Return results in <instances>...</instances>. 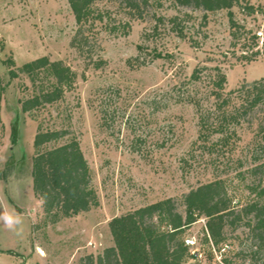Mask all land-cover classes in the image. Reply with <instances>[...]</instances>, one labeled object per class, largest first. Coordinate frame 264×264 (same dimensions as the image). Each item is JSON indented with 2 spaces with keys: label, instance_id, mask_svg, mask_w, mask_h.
Segmentation results:
<instances>
[{
  "label": "rangeland",
  "instance_id": "rangeland-1",
  "mask_svg": "<svg viewBox=\"0 0 264 264\" xmlns=\"http://www.w3.org/2000/svg\"><path fill=\"white\" fill-rule=\"evenodd\" d=\"M150 2L145 19H130L115 3L98 4L107 17L89 32L98 42L94 58L101 56L106 64L95 68L71 45L77 25L68 0H0V76L6 85L0 172L14 166L5 179L0 174V208L23 217L21 236L0 225V247L13 251L0 255V264H79L82 257L114 245L112 218L168 197L184 212L183 195L215 179L226 180L235 202L254 198L248 185L264 180V174L251 173L264 164V152L258 159L255 155L259 142L264 145V107L231 124L227 145L221 144V133L202 128L200 120L209 115L216 125L223 98L228 109L241 103L236 93H227L264 77V0H240L232 9L236 27L226 9L206 12L174 0ZM175 15L185 38L172 28L169 19ZM156 16L165 18L159 22ZM257 51L255 60H239ZM44 55L77 72L75 87L56 103L24 112L20 100L32 94V83L26 76L12 79L5 61L11 57L21 66ZM195 70H202L201 79L192 78ZM218 70L227 76L220 100L212 94ZM39 126L67 129L80 140L98 207L47 222L32 179ZM205 225L202 217L185 233L197 237L202 264L224 258L251 264L256 241L246 225L228 229L220 250L204 242ZM256 262H264V251Z\"/></svg>",
  "mask_w": 264,
  "mask_h": 264
},
{
  "label": "trees",
  "instance_id": "trees-1",
  "mask_svg": "<svg viewBox=\"0 0 264 264\" xmlns=\"http://www.w3.org/2000/svg\"><path fill=\"white\" fill-rule=\"evenodd\" d=\"M75 17L77 29L71 40V45L77 51L89 57V64L101 68L106 60L98 56L94 58L98 45L96 35L92 32L97 22H103L107 17L104 10L98 8L100 2L115 3L130 19H145L149 12L150 0H68ZM175 5L201 9L206 12L228 10L232 27L237 26L233 8L240 5V0H174ZM249 12L253 6H246ZM157 17V16H156ZM165 17L157 19L163 21ZM169 21L177 35L185 38L182 20L178 15ZM128 27L130 23L126 24ZM116 29V27H115ZM235 33V32H234ZM257 38V36H254ZM259 52L252 56H243L239 60L253 61ZM5 63L9 67L12 79L26 76L32 83V94L21 98V108L24 112H32L47 104L62 100L67 91L75 87L77 72L63 60H53L44 55L21 66H17L13 58ZM201 71L195 70L192 78L201 79ZM226 74L218 70L213 80L212 94L220 100L225 93ZM6 85L0 76V124L2 123L1 108ZM237 94L241 103L233 109H228L227 99L218 106L221 116L215 122H210V116L202 114V128L213 129L211 132L221 133L220 142L227 145L228 128L232 123L240 121L259 107H264V77L252 82H245L240 87L229 91L227 96ZM191 101V99H190ZM193 101V100H192ZM195 103V102H193ZM264 126H260V132ZM67 129L43 128L39 126L34 138L35 153L32 158L33 190L41 205L47 222L56 223L63 218L75 217L88 212L100 205L97 190L92 184V169L82 150L80 140L69 136ZM203 134H201L202 136ZM264 152V145L259 142L255 151L256 159ZM14 166L9 165L6 172H0L5 179L12 173ZM253 174H264V164H259L251 170ZM252 200L240 204L233 199L228 190L226 180L219 178L192 188L181 199L184 212L179 209V203L173 197L130 210L109 221L114 245L94 256L82 257L79 264H202L191 247L185 243L187 229L200 218H206L204 242L211 249L222 248L228 240V229L237 230L246 225L256 241L251 264H257L258 257L264 251V180L248 185ZM43 198V202H42ZM13 253L12 250H8ZM216 264H233L227 258ZM264 264V262L262 263Z\"/></svg>",
  "mask_w": 264,
  "mask_h": 264
},
{
  "label": "clouds",
  "instance_id": "clouds-1",
  "mask_svg": "<svg viewBox=\"0 0 264 264\" xmlns=\"http://www.w3.org/2000/svg\"><path fill=\"white\" fill-rule=\"evenodd\" d=\"M0 225L18 236L23 234V217L15 209L0 208Z\"/></svg>",
  "mask_w": 264,
  "mask_h": 264
},
{
  "label": "built area",
  "instance_id": "built-area-1",
  "mask_svg": "<svg viewBox=\"0 0 264 264\" xmlns=\"http://www.w3.org/2000/svg\"><path fill=\"white\" fill-rule=\"evenodd\" d=\"M185 243L191 247V251H192V254L195 255V257L197 259H199V257L202 255L200 252H198V240H197V237L195 235H188L186 236L185 238Z\"/></svg>",
  "mask_w": 264,
  "mask_h": 264
},
{
  "label": "crops",
  "instance_id": "crops-1",
  "mask_svg": "<svg viewBox=\"0 0 264 264\" xmlns=\"http://www.w3.org/2000/svg\"><path fill=\"white\" fill-rule=\"evenodd\" d=\"M8 250L10 249L0 247V255H3V253L7 252ZM40 256L43 257V254L40 253Z\"/></svg>",
  "mask_w": 264,
  "mask_h": 264
},
{
  "label": "bare ground",
  "instance_id": "bare-ground-1",
  "mask_svg": "<svg viewBox=\"0 0 264 264\" xmlns=\"http://www.w3.org/2000/svg\"><path fill=\"white\" fill-rule=\"evenodd\" d=\"M39 252H40L41 254H44V251H43L42 249H39Z\"/></svg>",
  "mask_w": 264,
  "mask_h": 264
}]
</instances>
